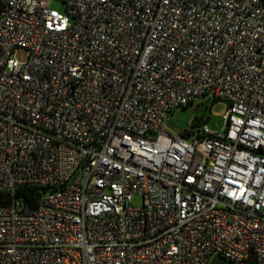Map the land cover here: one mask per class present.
<instances>
[{
    "label": "built area",
    "instance_id": "built-area-1",
    "mask_svg": "<svg viewBox=\"0 0 264 264\" xmlns=\"http://www.w3.org/2000/svg\"><path fill=\"white\" fill-rule=\"evenodd\" d=\"M205 97L221 132L165 130ZM27 186L0 264H264V0H0V193Z\"/></svg>",
    "mask_w": 264,
    "mask_h": 264
},
{
    "label": "rangeland",
    "instance_id": "rangeland-1",
    "mask_svg": "<svg viewBox=\"0 0 264 264\" xmlns=\"http://www.w3.org/2000/svg\"><path fill=\"white\" fill-rule=\"evenodd\" d=\"M52 7L63 11V5L59 1H54ZM15 57L20 63H25L28 59V52L23 49L18 50ZM227 109V103L205 97L196 101L189 108L174 111L167 119L164 128L170 134L181 135L192 129L194 121L201 120V123L206 124L212 131L221 132L225 125ZM132 204L139 207L142 205V199L136 196Z\"/></svg>",
    "mask_w": 264,
    "mask_h": 264
},
{
    "label": "trees",
    "instance_id": "trees-1",
    "mask_svg": "<svg viewBox=\"0 0 264 264\" xmlns=\"http://www.w3.org/2000/svg\"><path fill=\"white\" fill-rule=\"evenodd\" d=\"M192 105L193 104H190L184 107V109L189 108ZM201 124H202L201 120L198 122L194 121L192 123V129ZM192 129L185 131L183 134H181V136L183 137L189 136V134L192 132ZM43 193H44V189H40L37 187H31V186L22 188V190L18 191V193H16L15 195H12L10 193H0V207L8 205L11 202V199H13L14 197L21 199L22 201L30 204L33 207H36L40 204ZM245 264H257V261L255 258H251Z\"/></svg>",
    "mask_w": 264,
    "mask_h": 264
},
{
    "label": "water",
    "instance_id": "water-1",
    "mask_svg": "<svg viewBox=\"0 0 264 264\" xmlns=\"http://www.w3.org/2000/svg\"><path fill=\"white\" fill-rule=\"evenodd\" d=\"M210 264H232V263H230V262L224 260V259L221 258V257L216 256V257H214V258L211 260Z\"/></svg>",
    "mask_w": 264,
    "mask_h": 264
}]
</instances>
